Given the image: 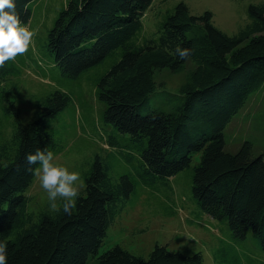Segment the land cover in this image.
<instances>
[{
	"label": "trees",
	"instance_id": "obj_1",
	"mask_svg": "<svg viewBox=\"0 0 264 264\" xmlns=\"http://www.w3.org/2000/svg\"><path fill=\"white\" fill-rule=\"evenodd\" d=\"M34 1L17 0L21 22L30 20ZM153 1L67 0L48 30L46 50L70 79L110 60L96 79V93L104 122L128 135L127 142L108 135L112 154L131 162L137 152V178L149 186L191 168L192 195L201 210L227 221L234 240L251 231L264 249V149L252 154L249 141L235 152L224 149L226 125L264 83V4L250 3L249 23L230 35L213 24L210 10L194 14L179 1L158 22L155 36L141 40L142 19ZM177 46L189 47L190 55L179 59ZM187 60L195 67L179 88L182 100L170 110L143 112L157 88L156 69L177 70ZM19 74L14 60L0 67V107L14 122L10 138L0 142V239L8 241V264H87L90 257H96L94 264H204L199 251L186 254L159 244L147 258L119 245L98 254L108 226L135 190L129 174L114 180L99 155L85 173L71 215L62 203L59 211H28L26 190L35 177L28 169L38 165L29 166L26 156L45 146L58 149L49 122L69 96L55 89L36 97V117L22 122L20 92L9 82ZM224 259L225 253L215 255Z\"/></svg>",
	"mask_w": 264,
	"mask_h": 264
},
{
	"label": "rangeland",
	"instance_id": "obj_2",
	"mask_svg": "<svg viewBox=\"0 0 264 264\" xmlns=\"http://www.w3.org/2000/svg\"><path fill=\"white\" fill-rule=\"evenodd\" d=\"M66 1L35 0L31 3L32 14L26 25L35 31V35L28 51L15 58L20 74L10 77L9 82L14 83L20 92L16 105L22 122L36 117V105L33 104L36 97L45 96L55 89L68 94L67 106L49 122V129L58 148L53 152L54 163L67 167L69 171L80 172L83 181L80 190L84 187L85 173L90 170L96 155L108 163L109 175L114 180L129 174L135 182L134 193L126 199L122 210L108 226L98 254L119 245L147 258L154 245L159 244L186 254L199 251L204 264H264V249L251 231L244 240H234L227 221L214 219L201 210L192 195L191 168L180 171L165 184L158 182L149 186L137 178V152H132L131 162L112 154L113 150L106 142L108 135L113 134L124 142L128 141V135L119 133L104 122V104L96 93V79L111 61L103 62L77 79H70L61 74L46 50L48 30ZM179 1L185 2L194 14L210 10L213 24L230 35L249 23L250 3L264 4V0H154L143 16L138 38L155 36L158 22ZM194 67L195 62L187 60L177 70L168 67L156 69L154 80L157 88L150 95L143 112L149 107L170 110L178 104L182 100L179 88ZM13 124V118L4 115L0 107V142L10 138ZM224 139V149L228 152H235L244 141L252 143V154L258 155L263 151L264 83L249 94L244 105L233 115L224 129ZM198 160L199 154L194 155L192 166ZM26 194L29 196L28 211L35 213L49 207L47 191L41 187L36 174ZM60 203V198H57V206ZM223 253L226 259L215 260L216 254L222 257ZM95 262L96 257L87 260V264Z\"/></svg>",
	"mask_w": 264,
	"mask_h": 264
},
{
	"label": "clouds",
	"instance_id": "obj_3",
	"mask_svg": "<svg viewBox=\"0 0 264 264\" xmlns=\"http://www.w3.org/2000/svg\"><path fill=\"white\" fill-rule=\"evenodd\" d=\"M16 2L17 0H0V67H4L6 61L15 60L18 55L27 52L35 35L33 29L21 22ZM175 53L179 59H185L190 55L191 49L177 46ZM26 160L29 166L38 165L35 169L29 167L28 170L35 172L41 187L47 191L49 207L59 211L57 198H60L63 212L71 215L83 185L80 172L69 171L67 167L54 163V153L47 146L28 153ZM0 264H8L6 239H0Z\"/></svg>",
	"mask_w": 264,
	"mask_h": 264
}]
</instances>
